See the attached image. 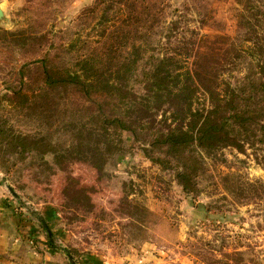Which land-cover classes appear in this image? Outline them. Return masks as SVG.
<instances>
[{"label":"rangeland","instance_id":"374dc122","mask_svg":"<svg viewBox=\"0 0 264 264\" xmlns=\"http://www.w3.org/2000/svg\"><path fill=\"white\" fill-rule=\"evenodd\" d=\"M0 9V182L17 199L28 250L0 264H264L260 134L244 151L205 152L200 192L188 194L174 168L150 158L164 155L151 143L171 110L151 108L143 84L158 56L195 74L196 106L226 99L255 72L264 80V0H0ZM129 14L140 23L122 25ZM118 34L134 36L145 59L133 96L104 112L67 80ZM257 108L264 125V98ZM115 114L132 130L103 122ZM42 139L53 152L27 147ZM40 218L58 248L46 246Z\"/></svg>","mask_w":264,"mask_h":264},{"label":"trees","instance_id":"16d2710c","mask_svg":"<svg viewBox=\"0 0 264 264\" xmlns=\"http://www.w3.org/2000/svg\"><path fill=\"white\" fill-rule=\"evenodd\" d=\"M132 16L133 14H129L122 21V25L132 27L140 23L139 19L135 18L136 15ZM110 39L105 54H91L79 60L76 64L77 68L71 72L67 80L80 84L85 95L90 100L98 102L104 112H106L104 105L111 104L116 98L125 103L128 97L133 96L132 91L128 89V83L136 72L140 73L141 64L145 59L142 46L131 40L134 36L118 34L111 36ZM120 49H126L124 57L118 55ZM200 56V60L207 58ZM175 61L176 58L173 56H158L154 65L143 72L144 89L148 93L147 100L152 103L151 108L156 111L162 110L164 114L171 110L169 118L172 121L166 131L159 132L151 143L153 147L161 149L164 155L154 157L148 154L149 149L145 151L153 161L174 168L183 190L197 196L205 174L203 161L205 152H213L226 146L244 151L255 131L261 136L259 141H264V125L260 122V110L257 108L260 100L264 98V80L255 72L252 76H247L226 99L213 102L211 107L201 103H198L201 106H196L199 96L195 74L189 68L186 70H181V67L176 68ZM262 62L261 69H264ZM43 67L45 82L54 83L55 80L48 73V68L45 65ZM238 101H243L248 106V110H241V107L237 106ZM176 121L179 122L174 125L173 122ZM103 122L124 130L133 128L132 120L116 114L103 117ZM249 129L250 131L252 129V132L254 130V133L246 134ZM16 140H22L20 143L24 142L19 136ZM41 142L32 143L33 146L27 147L31 150L43 149L45 153L53 152L50 148L52 144H47L45 139ZM215 208L216 206H210L207 210L209 213L221 211V207ZM40 220L42 223L45 222L43 218ZM47 237L48 245L58 248L54 234L48 233Z\"/></svg>","mask_w":264,"mask_h":264},{"label":"crops","instance_id":"0c3cea01","mask_svg":"<svg viewBox=\"0 0 264 264\" xmlns=\"http://www.w3.org/2000/svg\"><path fill=\"white\" fill-rule=\"evenodd\" d=\"M6 188L7 186L0 182V263H3L9 255L21 259L28 254L26 245L19 237L18 227L21 216L17 213V199L14 196L13 198L5 190Z\"/></svg>","mask_w":264,"mask_h":264},{"label":"water","instance_id":"95a60500","mask_svg":"<svg viewBox=\"0 0 264 264\" xmlns=\"http://www.w3.org/2000/svg\"><path fill=\"white\" fill-rule=\"evenodd\" d=\"M2 14H3V12H2V10L0 9V16H2ZM8 188L10 189V191L16 196L17 194H16V192L14 191V189L11 187V186H8ZM44 224V227H47V224H46V222H44L43 223ZM48 232H49V234H51V231L48 229ZM71 258H72V256H71Z\"/></svg>","mask_w":264,"mask_h":264}]
</instances>
